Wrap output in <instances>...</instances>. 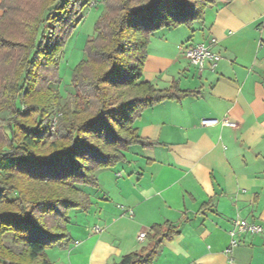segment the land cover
Masks as SVG:
<instances>
[{
  "label": "crops",
  "instance_id": "1",
  "mask_svg": "<svg viewBox=\"0 0 264 264\" xmlns=\"http://www.w3.org/2000/svg\"><path fill=\"white\" fill-rule=\"evenodd\" d=\"M197 44L221 56L216 71L198 70L181 52ZM142 81L199 95L142 113L135 128L154 146L131 147L126 163L97 173L99 188L85 191L91 209L69 213L71 243L49 250L50 260L116 264L151 246L140 234L171 225L179 234L152 264H264V232L238 235L228 252L235 220L264 228V0L222 2L202 23L157 31Z\"/></svg>",
  "mask_w": 264,
  "mask_h": 264
},
{
  "label": "trees",
  "instance_id": "2",
  "mask_svg": "<svg viewBox=\"0 0 264 264\" xmlns=\"http://www.w3.org/2000/svg\"><path fill=\"white\" fill-rule=\"evenodd\" d=\"M232 1L106 0L63 105L54 89L59 64L90 1H1L0 264H54L47 250L69 247L70 211L92 207L83 187L99 188L97 173L126 163L131 147L154 146L135 121L163 102L199 95L142 81L152 35L202 23L209 6ZM41 166L51 171L34 170ZM178 234L154 225L151 246L116 264H152Z\"/></svg>",
  "mask_w": 264,
  "mask_h": 264
},
{
  "label": "rangeland",
  "instance_id": "3",
  "mask_svg": "<svg viewBox=\"0 0 264 264\" xmlns=\"http://www.w3.org/2000/svg\"><path fill=\"white\" fill-rule=\"evenodd\" d=\"M90 4L87 6L86 11L83 15V20L71 33L67 44L64 47L61 62L59 64V85L54 86V89H57L62 95L63 105L73 94L71 89L73 72L76 67L85 60V48L86 43L89 39L95 37V26L103 14V9L105 6L106 0H88ZM97 6V7H96ZM52 73V72H51ZM53 74V73H52ZM50 73H47L46 76H49ZM54 74L51 75V79L54 80ZM23 109H26L25 104ZM55 121L51 128V136L54 134L55 130ZM34 170L39 174H46L51 171L49 166L34 167ZM56 175L59 176V170L56 171ZM84 191L91 190L90 187H83ZM71 212V211H70ZM72 219H75V215L72 216ZM72 227V224L69 225V228ZM70 230V229H69ZM7 240H10L9 238ZM54 249V248H51ZM47 250V254L49 250ZM59 250V249H58ZM52 257H54L52 255Z\"/></svg>",
  "mask_w": 264,
  "mask_h": 264
},
{
  "label": "built area",
  "instance_id": "4",
  "mask_svg": "<svg viewBox=\"0 0 264 264\" xmlns=\"http://www.w3.org/2000/svg\"><path fill=\"white\" fill-rule=\"evenodd\" d=\"M181 52L183 55L190 61V63L195 66L198 70L203 71L205 67L208 65L209 69L214 72L216 71L219 62L221 61V56L214 51H212L210 46H207L205 44H197L192 46H184L181 48ZM217 121H204V126H213L216 125ZM225 126H232V123L225 120L221 122ZM130 215L132 216L133 213L130 212ZM102 232V228L95 227L93 229L94 234H100ZM264 232V228L253 223H249L246 220L243 219H237L234 221V230L230 232L231 237V245L228 250H232L233 248L237 247L239 245V242L237 240V236L240 234H246V235H261ZM147 238V235L145 233H142L139 235L138 239L139 241H144Z\"/></svg>",
  "mask_w": 264,
  "mask_h": 264
}]
</instances>
